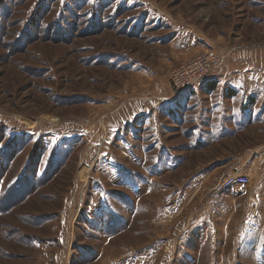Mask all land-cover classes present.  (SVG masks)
Here are the masks:
<instances>
[{
    "label": "rangeland",
    "instance_id": "obj_1",
    "mask_svg": "<svg viewBox=\"0 0 264 264\" xmlns=\"http://www.w3.org/2000/svg\"><path fill=\"white\" fill-rule=\"evenodd\" d=\"M210 48L264 70V0H0V264H264V86L171 83Z\"/></svg>",
    "mask_w": 264,
    "mask_h": 264
},
{
    "label": "crops",
    "instance_id": "obj_2",
    "mask_svg": "<svg viewBox=\"0 0 264 264\" xmlns=\"http://www.w3.org/2000/svg\"><path fill=\"white\" fill-rule=\"evenodd\" d=\"M238 55L241 56L243 54ZM233 56V59H235L236 54ZM238 63L239 65H236L235 63V67L231 70H217L205 81L191 89H193V91H201L206 95H210L213 92H220V86L222 84H227L226 86L228 89L225 92V98L230 99L231 101L232 115H241V112L242 110H244V106L246 104V102H244L246 98L250 97L253 94L252 92H255L256 90L264 86V70H250L249 64L242 63L241 61H239ZM215 78L219 79L218 83L214 81ZM227 104L228 103H222L221 110H229L228 107H225ZM216 105L218 111L220 112V100L219 102H216ZM248 108L251 109V106H249ZM218 117L220 119V113L218 114Z\"/></svg>",
    "mask_w": 264,
    "mask_h": 264
},
{
    "label": "built area",
    "instance_id": "obj_3",
    "mask_svg": "<svg viewBox=\"0 0 264 264\" xmlns=\"http://www.w3.org/2000/svg\"><path fill=\"white\" fill-rule=\"evenodd\" d=\"M224 60L225 56L222 54L212 48L207 49L204 53L173 68L170 74L171 83L179 91L191 89L209 78ZM249 180L246 174L240 172L222 173L214 183L213 191L220 193L230 187L247 184Z\"/></svg>",
    "mask_w": 264,
    "mask_h": 264
}]
</instances>
